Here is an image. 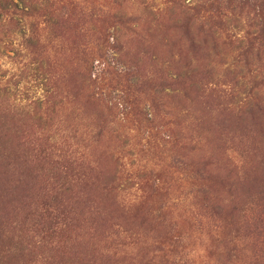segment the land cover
Listing matches in <instances>:
<instances>
[{
    "label": "rangeland",
    "instance_id": "1",
    "mask_svg": "<svg viewBox=\"0 0 264 264\" xmlns=\"http://www.w3.org/2000/svg\"><path fill=\"white\" fill-rule=\"evenodd\" d=\"M24 5L0 15V264H264V0Z\"/></svg>",
    "mask_w": 264,
    "mask_h": 264
},
{
    "label": "trees",
    "instance_id": "2",
    "mask_svg": "<svg viewBox=\"0 0 264 264\" xmlns=\"http://www.w3.org/2000/svg\"><path fill=\"white\" fill-rule=\"evenodd\" d=\"M26 0H18L14 2L13 0H0V15L4 16L8 20L14 19V21L25 19L29 16L28 8L24 5ZM27 9V10H26ZM29 46L32 47V43L28 41ZM99 57H103V54ZM93 59H90L92 62Z\"/></svg>",
    "mask_w": 264,
    "mask_h": 264
}]
</instances>
